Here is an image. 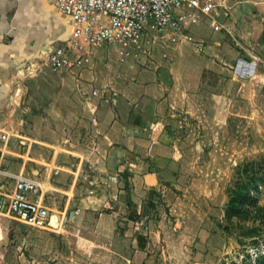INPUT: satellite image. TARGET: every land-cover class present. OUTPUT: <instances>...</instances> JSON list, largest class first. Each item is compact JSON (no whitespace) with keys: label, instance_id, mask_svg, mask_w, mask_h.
Here are the masks:
<instances>
[{"label":"rangeland","instance_id":"rangeland-1","mask_svg":"<svg viewBox=\"0 0 264 264\" xmlns=\"http://www.w3.org/2000/svg\"><path fill=\"white\" fill-rule=\"evenodd\" d=\"M228 3L187 45L109 44L73 76L44 52L73 42L52 1L0 0L2 167L40 178L60 219L0 216V264H264V181L231 203L264 172V0ZM125 147L160 180L146 212Z\"/></svg>","mask_w":264,"mask_h":264},{"label":"built area","instance_id":"built-area-1","mask_svg":"<svg viewBox=\"0 0 264 264\" xmlns=\"http://www.w3.org/2000/svg\"><path fill=\"white\" fill-rule=\"evenodd\" d=\"M51 1L68 19L73 42L48 50L47 58L55 70L73 76L90 66L96 49L114 43L187 45L193 29L204 22L216 24L219 12L229 11L228 0ZM0 140L7 143L8 135L0 133ZM2 160L0 153V216L15 218L34 229H55L40 179L7 173Z\"/></svg>","mask_w":264,"mask_h":264},{"label":"crops","instance_id":"crops-1","mask_svg":"<svg viewBox=\"0 0 264 264\" xmlns=\"http://www.w3.org/2000/svg\"><path fill=\"white\" fill-rule=\"evenodd\" d=\"M67 29L68 30H72V28L69 25H68ZM7 32H8L7 29L0 28V50H2L3 52L4 51L6 52V50H7L6 46L3 44V40L6 38V36H12L10 33L8 35ZM13 36H14V34H13ZM49 49L50 48H48V47L45 48L44 52H47V50H49ZM129 149H127V148L124 149L123 148L122 152L115 151V150L113 151V149H112V151L114 152V154H119L123 158H126V159L127 158H132V159H134L135 163H129L126 166L123 165V167L126 168V170H129V175H130L129 177L132 178L133 183L137 184L140 179L143 180V182H142L143 188L142 189H140V188L139 189L138 188L132 189V191H133V193H132V202L136 203V205L138 204V208L136 206H134V207L137 208L139 213L146 212L147 207H149V202H148V200H146V198L148 197L149 194H151L149 190H152V189L156 188V187L147 186V184H149L148 182H150L152 184V186H154L155 183H157L156 186H159L160 185V180L158 178H155L154 177L155 174L150 173L149 171L146 173L147 176L145 174L143 176H140V173L146 170V167L143 164L144 162L141 161L140 158H138L137 156L133 155L132 151H130ZM5 152H6L5 154L8 153V151H5ZM113 161H116V160L113 158ZM127 166H129L130 168H127ZM4 171L7 172V173H11L13 175H16V172H10V171H6V170H4ZM44 183H45V185L48 184V180H45ZM42 186H43V183H42ZM55 187L57 189L59 188L58 186H55ZM58 218H59V216H58ZM59 223H60V219H59ZM145 255H146V257H148V254H145Z\"/></svg>","mask_w":264,"mask_h":264},{"label":"trees","instance_id":"trees-1","mask_svg":"<svg viewBox=\"0 0 264 264\" xmlns=\"http://www.w3.org/2000/svg\"><path fill=\"white\" fill-rule=\"evenodd\" d=\"M264 181V172L262 177L258 178L256 177V173L253 174L251 177L245 178L237 187V190L232 195L231 203L235 205L238 202H244V197H249L252 191L255 189H258L261 182ZM243 206L244 204L241 203ZM255 204V203H254ZM256 205V204H255ZM254 212L251 211V214H254L257 217H263L264 220V206H256L254 208ZM232 212L230 210L227 211L228 220H230L232 217ZM264 224V221L262 222ZM258 230V229H255ZM254 232V229H248L244 231V234H252Z\"/></svg>","mask_w":264,"mask_h":264},{"label":"bare ground","instance_id":"bare-ground-1","mask_svg":"<svg viewBox=\"0 0 264 264\" xmlns=\"http://www.w3.org/2000/svg\"><path fill=\"white\" fill-rule=\"evenodd\" d=\"M72 31V30H71ZM50 50V49H49ZM12 82V81H11ZM6 86V85H5ZM21 94V93H20ZM52 225L53 227H57L58 225L60 226V223H59V218H58V215L57 214H54L53 215V219H52Z\"/></svg>","mask_w":264,"mask_h":264}]
</instances>
